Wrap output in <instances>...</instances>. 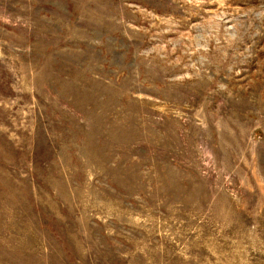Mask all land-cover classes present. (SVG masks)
I'll return each mask as SVG.
<instances>
[{
    "label": "rangeland",
    "instance_id": "obj_1",
    "mask_svg": "<svg viewBox=\"0 0 264 264\" xmlns=\"http://www.w3.org/2000/svg\"><path fill=\"white\" fill-rule=\"evenodd\" d=\"M0 264H264V0H0Z\"/></svg>",
    "mask_w": 264,
    "mask_h": 264
}]
</instances>
